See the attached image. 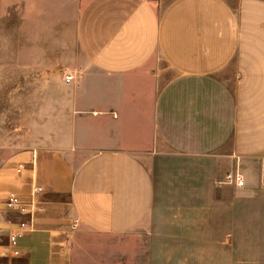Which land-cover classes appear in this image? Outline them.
<instances>
[{
    "label": "crops",
    "instance_id": "crops-1",
    "mask_svg": "<svg viewBox=\"0 0 264 264\" xmlns=\"http://www.w3.org/2000/svg\"><path fill=\"white\" fill-rule=\"evenodd\" d=\"M3 56L55 137L0 142V264H75L86 232L119 264H264V0H0Z\"/></svg>",
    "mask_w": 264,
    "mask_h": 264
},
{
    "label": "rangeland",
    "instance_id": "rangeland-1",
    "mask_svg": "<svg viewBox=\"0 0 264 264\" xmlns=\"http://www.w3.org/2000/svg\"><path fill=\"white\" fill-rule=\"evenodd\" d=\"M1 44L3 47L6 46L5 37L2 38ZM6 61V56H3L0 63V142L17 140L25 144L44 140L52 144L55 137V118L37 115L38 106L33 107V104L38 102H30L24 98L25 93L33 92L30 89H36L37 86L28 84V80L31 82L33 80L23 75L21 67H17L18 69L7 67ZM46 71L47 77H61L63 80L66 75L75 73L79 76V72L71 68L62 67ZM119 241L120 238L91 232L81 233L80 245L75 251V264H119L117 260V256H120L119 250L114 248ZM144 251L145 249H140L136 260H133L132 256L131 260L124 264H145ZM113 256L114 258L110 259Z\"/></svg>",
    "mask_w": 264,
    "mask_h": 264
},
{
    "label": "built area",
    "instance_id": "built-area-1",
    "mask_svg": "<svg viewBox=\"0 0 264 264\" xmlns=\"http://www.w3.org/2000/svg\"><path fill=\"white\" fill-rule=\"evenodd\" d=\"M73 79L72 75H66V82H70ZM22 169V165L19 166L17 172L20 173ZM227 181L229 183L236 182L238 185H242L243 181L240 179L239 173L228 174ZM42 192V187H35L32 191L30 198L23 199L17 196L14 193H10L7 196L6 206L10 210H18L23 214L30 215V222H20L9 234L8 237V256L11 258H15L20 256L19 251V241L30 231L33 229L34 223V213L36 197L39 193Z\"/></svg>",
    "mask_w": 264,
    "mask_h": 264
}]
</instances>
